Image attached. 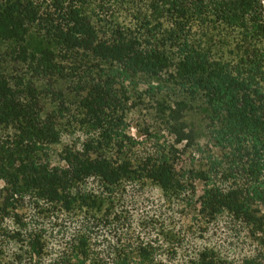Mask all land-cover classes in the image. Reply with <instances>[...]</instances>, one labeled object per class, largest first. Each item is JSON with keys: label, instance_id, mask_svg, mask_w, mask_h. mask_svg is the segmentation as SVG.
I'll use <instances>...</instances> for the list:
<instances>
[{"label": "trees", "instance_id": "1", "mask_svg": "<svg viewBox=\"0 0 264 264\" xmlns=\"http://www.w3.org/2000/svg\"><path fill=\"white\" fill-rule=\"evenodd\" d=\"M141 75L175 137L151 150L125 126ZM195 105L211 149L183 169ZM0 179V264H264V0H0ZM147 184L177 234L123 215Z\"/></svg>", "mask_w": 264, "mask_h": 264}, {"label": "rangeland", "instance_id": "2", "mask_svg": "<svg viewBox=\"0 0 264 264\" xmlns=\"http://www.w3.org/2000/svg\"><path fill=\"white\" fill-rule=\"evenodd\" d=\"M117 19L121 22H129L130 17L122 12L117 14ZM154 82V83H153ZM157 83L148 76L141 75L131 79V82H127L125 89L128 92L129 97V110L127 112L126 131L127 134L134 137L139 143L140 147H144L147 150L153 149V145L158 141L173 142L175 137L168 132V128L165 125L161 116L157 113V104L155 99H164L165 94L155 91V93H149L150 84ZM157 92V93H156ZM180 99L176 92L174 96L170 97V100L176 101ZM194 109L188 112L187 121L196 130L198 129L199 138L196 142L188 147H183L179 159L180 166L183 169H191L193 167H204L207 163V157L211 146L209 145V137L205 130V122L197 112L196 105ZM5 186V182L0 179V193ZM198 189L201 191L202 184L198 183ZM144 193L142 194L139 204L130 203L127 209H123V215L128 218H132L135 221L143 219L145 216L153 217V221L158 219V226H165L166 229L177 234L183 225V219L178 214L162 213L160 217H157L155 213V207L159 198H162L163 191L160 187L154 184H147L144 187ZM124 217V216H123ZM187 225H190L189 219L185 221ZM238 232L233 227L221 226L210 229V232L206 236L205 240H197V244L217 246L224 253H228L237 258L241 257L248 249L245 242L241 238H236L235 235Z\"/></svg>", "mask_w": 264, "mask_h": 264}]
</instances>
